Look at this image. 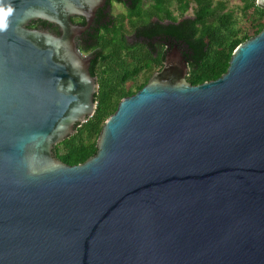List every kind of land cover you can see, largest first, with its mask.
I'll list each match as a JSON object with an SVG mask.
<instances>
[{"label":"water","instance_id":"95a60500","mask_svg":"<svg viewBox=\"0 0 264 264\" xmlns=\"http://www.w3.org/2000/svg\"><path fill=\"white\" fill-rule=\"evenodd\" d=\"M106 1L0 0V264H264V25L198 85L171 49L91 157L54 158L95 110L77 37Z\"/></svg>","mask_w":264,"mask_h":264},{"label":"trees","instance_id":"16d2710c","mask_svg":"<svg viewBox=\"0 0 264 264\" xmlns=\"http://www.w3.org/2000/svg\"><path fill=\"white\" fill-rule=\"evenodd\" d=\"M175 2L180 13L184 12L190 3L193 4L194 20L185 21L171 29L175 41L183 45V56L188 68L184 80L189 85H198L218 78L226 71L227 62L235 47L258 34L264 25V10L255 5V0H239L241 5L238 12L228 9L226 0ZM31 23L28 28L40 25L38 21L33 25ZM50 31L56 33V28L51 27ZM140 59V55L131 57V65H145L146 60L143 63ZM108 61L115 64L116 68H121L122 61L118 56L110 53ZM139 67L134 72L110 70L97 80L98 95L93 115L76 127L73 135L53 147L56 160L73 166L84 162L95 153V142L104 120L114 112L120 99L134 94L146 83L147 76H143L142 81L135 85L134 76Z\"/></svg>","mask_w":264,"mask_h":264},{"label":"flooded vegetation","instance_id":"af4514ba","mask_svg":"<svg viewBox=\"0 0 264 264\" xmlns=\"http://www.w3.org/2000/svg\"><path fill=\"white\" fill-rule=\"evenodd\" d=\"M192 5L180 13L175 0H107L91 28L77 37L78 50L91 60L97 80L110 70L134 72L139 66L131 65L130 58L137 55L146 64L140 65L134 78L148 79L159 71L171 49L183 56V45L175 41L171 29L194 20ZM110 53L121 59V68L108 61Z\"/></svg>","mask_w":264,"mask_h":264},{"label":"clouds","instance_id":"9594fccd","mask_svg":"<svg viewBox=\"0 0 264 264\" xmlns=\"http://www.w3.org/2000/svg\"><path fill=\"white\" fill-rule=\"evenodd\" d=\"M13 8L11 6L5 7L2 2H0V31H4L8 28L9 17L13 15Z\"/></svg>","mask_w":264,"mask_h":264},{"label":"rangeland","instance_id":"374dc122","mask_svg":"<svg viewBox=\"0 0 264 264\" xmlns=\"http://www.w3.org/2000/svg\"><path fill=\"white\" fill-rule=\"evenodd\" d=\"M241 3L239 2V0H226V7L228 9H233L234 11L238 12L239 11V7H240ZM238 17L240 16L239 14H237ZM241 20V19H239ZM143 77H138L135 79V85L139 84L142 81Z\"/></svg>","mask_w":264,"mask_h":264}]
</instances>
